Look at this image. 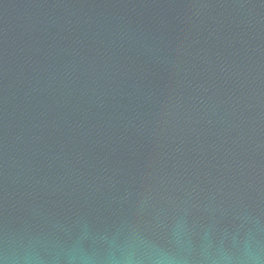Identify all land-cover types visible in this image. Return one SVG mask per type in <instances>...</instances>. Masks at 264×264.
I'll return each mask as SVG.
<instances>
[{"label": "water", "instance_id": "obj_1", "mask_svg": "<svg viewBox=\"0 0 264 264\" xmlns=\"http://www.w3.org/2000/svg\"><path fill=\"white\" fill-rule=\"evenodd\" d=\"M0 264H264V0H0Z\"/></svg>", "mask_w": 264, "mask_h": 264}]
</instances>
